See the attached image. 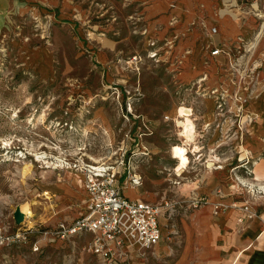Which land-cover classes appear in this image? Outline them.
<instances>
[{"label":"rangeland","instance_id":"obj_1","mask_svg":"<svg viewBox=\"0 0 264 264\" xmlns=\"http://www.w3.org/2000/svg\"><path fill=\"white\" fill-rule=\"evenodd\" d=\"M150 2L19 0L14 10L0 14V224L18 226L13 212L24 202H34L35 213L19 224L22 227L75 216L84 204L86 176L75 163L111 166L123 161L140 175L138 191L144 198L173 203L162 208V232L183 229L197 179L207 172L217 174L216 158L209 156L214 146L200 142L202 126L195 123L213 105L226 136L235 138L233 146V141L228 143L230 158L220 162L224 169L246 152L253 155L248 140L257 126L262 148L253 158L264 159V114L254 109L257 102L264 110V93H234L224 75L226 91L218 96L208 92L218 79L199 81L206 64V36L198 19L192 15L187 23L171 27L152 24ZM236 94L245 96L241 110L253 118L241 136ZM218 97L230 107L224 108L222 118L216 114ZM181 106L191 108L195 119L191 137L178 124ZM174 145L189 151L185 169L172 157ZM26 164L31 166L29 176L22 175ZM54 184L72 191H49ZM44 191L50 198H43ZM174 240L175 235L165 237ZM87 244L88 238L60 243V264H99ZM151 249L144 255L135 251L149 261L168 264V252L155 257L148 254Z\"/></svg>","mask_w":264,"mask_h":264},{"label":"crops","instance_id":"obj_2","mask_svg":"<svg viewBox=\"0 0 264 264\" xmlns=\"http://www.w3.org/2000/svg\"><path fill=\"white\" fill-rule=\"evenodd\" d=\"M222 1L151 0L148 4V11L152 15V24L167 27H171L168 26L171 24H185L193 17L192 15L196 16L198 24L200 17L206 14L208 20L218 26L219 32L215 37L216 42H220L222 39L232 40L238 36L249 37L256 28L255 20L248 18L244 23H241L228 14L215 16V10L222 5ZM18 2L19 0H0V14L14 10V8L18 7ZM219 58L220 61H224L223 57L220 56ZM255 59H257V63L260 66L250 82V92L252 94L264 93V37H262L257 46ZM207 65L204 66V69L208 68ZM208 69L212 74L216 72V67L210 66ZM226 75L227 73L224 74V77ZM208 81L210 82V80ZM213 106L203 110L200 120H196L197 122L195 123L197 126H202L198 134L200 142H204L203 144L207 147L209 145L211 147L214 146L209 152L214 154L209 156L210 158L215 157V164L220 166H213V170H217V174L207 172L197 179L198 189L197 191H192L190 198L203 194L208 196L210 201H224L229 204L236 200L241 202V200L248 198V195L244 188L238 185L235 176L239 177L244 183L252 182L253 180H264V159L255 160L249 166L251 169L249 176L243 169L237 171L230 170L231 167H228L227 171L224 169L225 164H220V162L230 158L231 154L228 153L227 147H230L228 143L231 141H233L231 145L233 146L235 138L232 140V138L228 137L229 135L226 136L224 123L220 122L214 112H212V109L214 110ZM254 109L258 114H264V110H260L257 102H255ZM254 129L255 135H252L253 137L248 140V149L253 154L252 156L256 157L262 148L261 138L259 137L261 126L254 127ZM232 155L234 156L233 152ZM126 170V167H123L122 171H120L119 178H117L118 184L122 185L125 183L127 178ZM131 173L133 172L131 171ZM141 184L125 188V196L131 199L150 201L138 191ZM48 189L49 191H63L64 193L72 191L66 185H61L59 188L58 184H54ZM84 195L86 198L85 193ZM258 199L252 202L253 208L257 210L261 209L259 205L264 204V197ZM84 205L85 200L75 216L59 218L56 222L59 220L70 222L76 219L83 213ZM242 214V210L238 207H229L225 212L215 214L211 204L191 209L188 221L185 222L183 229H171L167 234H164L161 227L162 238L152 247L148 254L150 255L151 253L153 256L159 257L162 253L168 252L171 255L168 264H264V232H261L260 221L259 219H253L240 223L238 218ZM56 222L44 225H54ZM159 223L161 226L160 216ZM171 235H175V240L165 241V237L170 238ZM75 238H88L89 242L91 234L79 232L67 239H40L39 251L37 252L31 251L30 244L2 247L0 248V264H60V243H67ZM148 258L147 256L139 257L134 249H130L128 260L121 264H159V262L154 260L149 261ZM97 259L99 264H102L98 256ZM79 264H81V261Z\"/></svg>","mask_w":264,"mask_h":264},{"label":"built area","instance_id":"obj_3","mask_svg":"<svg viewBox=\"0 0 264 264\" xmlns=\"http://www.w3.org/2000/svg\"><path fill=\"white\" fill-rule=\"evenodd\" d=\"M223 14H228L241 23H244L248 18H253L256 28L247 38L238 36L232 40L222 39L220 42H216L215 37L219 32L218 26L210 22L206 14L200 17L198 24L206 36L203 41L206 56L204 58L205 65L208 64L209 68V62H213L216 72L214 75L208 68L204 69L199 81L208 82L212 75L218 78L217 85L210 87L208 91L218 96L219 92L226 91L223 88L221 76L227 73L225 77L227 86L230 83L233 84L234 93L240 92V89L249 93L250 82L260 66L255 59V52L260 40L264 37V0H223L222 5L215 10L214 15ZM220 56L223 57L224 61H220ZM245 78H250L247 83L244 82ZM239 83L245 87H240ZM234 99L237 106L236 117L240 116L236 123L237 134L241 136L243 128L246 124H250L253 118L248 114H243V110H241L245 96L241 98L240 95L236 94ZM239 99L241 101H238ZM224 102V97L217 100L219 112L216 114L221 118L224 115V108H230ZM243 117H246L244 122H242ZM219 121L224 122L221 119ZM233 123L235 124L234 121ZM253 163V156L246 152L243 157L236 159L231 170L237 171L243 168L249 176L251 174L249 166ZM119 165L125 167L123 161L118 165L111 166L82 165L76 162L75 167L86 172L83 179L86 194L83 213L70 222L59 220L54 225L36 224L28 227H12L0 224V248L30 244L31 251L37 252L39 251L40 239H67L73 234L84 232L91 234V239L87 244L88 251L98 256L102 264L126 262L130 249L144 255L145 250L152 248L161 240L159 216L163 206H172L173 203L165 201L158 204L126 197L124 189L140 185L141 177L131 173L130 168L126 167V181L122 185L118 184ZM235 179L238 185L247 192L248 198L241 200V202L236 200L229 204L224 201H210L208 196L201 194L191 197L186 207L195 209L205 204H211L215 214L225 212L229 207H238L243 213L238 218L240 223L245 220L259 219L261 232H264V204L259 205L261 207L259 210L252 206L253 201L264 197V180L244 183L237 176Z\"/></svg>","mask_w":264,"mask_h":264},{"label":"bare ground","instance_id":"obj_4","mask_svg":"<svg viewBox=\"0 0 264 264\" xmlns=\"http://www.w3.org/2000/svg\"><path fill=\"white\" fill-rule=\"evenodd\" d=\"M179 112H180V115L183 117V119L178 121L179 126L182 127V133L185 134L186 136H189V137L193 136L196 129H195V124L193 122V119L191 118L192 114H191L190 109H188L187 107L181 106L179 108ZM188 152H189L188 149L182 145H174L172 147V157L177 161L179 167H181L182 169H185L188 166V164L190 163ZM43 157H41V158H43ZM44 167L48 168L49 166H44ZM31 174H32V171H31L30 164L24 165L22 167V175L23 176H27V175L29 176ZM57 181H60V179H58ZM42 195H43L44 199L50 198L49 192H47V191H44L42 193ZM33 203L34 202H24V203H21L18 205V208L24 214V221L25 222H29V219L35 213V212L33 213V210L31 207V205H33ZM38 206H39V204H38Z\"/></svg>","mask_w":264,"mask_h":264},{"label":"water","instance_id":"obj_5","mask_svg":"<svg viewBox=\"0 0 264 264\" xmlns=\"http://www.w3.org/2000/svg\"><path fill=\"white\" fill-rule=\"evenodd\" d=\"M13 218L18 226L24 221V214L20 211L18 207H16L13 212Z\"/></svg>","mask_w":264,"mask_h":264}]
</instances>
